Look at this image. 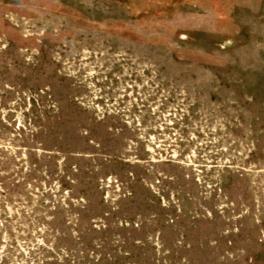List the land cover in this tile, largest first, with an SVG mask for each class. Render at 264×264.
I'll return each instance as SVG.
<instances>
[{
	"label": "rangeland",
	"instance_id": "rangeland-1",
	"mask_svg": "<svg viewBox=\"0 0 264 264\" xmlns=\"http://www.w3.org/2000/svg\"><path fill=\"white\" fill-rule=\"evenodd\" d=\"M0 264H264V0H0Z\"/></svg>",
	"mask_w": 264,
	"mask_h": 264
}]
</instances>
